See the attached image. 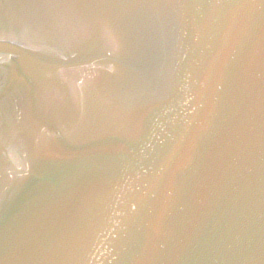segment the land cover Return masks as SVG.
Masks as SVG:
<instances>
[{
  "label": "water",
  "instance_id": "obj_1",
  "mask_svg": "<svg viewBox=\"0 0 264 264\" xmlns=\"http://www.w3.org/2000/svg\"><path fill=\"white\" fill-rule=\"evenodd\" d=\"M0 264H264V0H0Z\"/></svg>",
  "mask_w": 264,
  "mask_h": 264
}]
</instances>
